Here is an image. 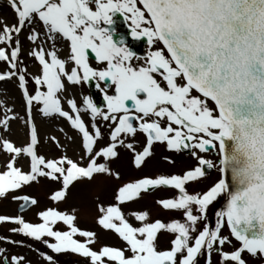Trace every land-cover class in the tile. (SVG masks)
Returning a JSON list of instances; mask_svg holds the SVG:
<instances>
[{
    "label": "snow or ice",
    "instance_id": "obj_1",
    "mask_svg": "<svg viewBox=\"0 0 264 264\" xmlns=\"http://www.w3.org/2000/svg\"><path fill=\"white\" fill-rule=\"evenodd\" d=\"M6 3L0 264H264V0Z\"/></svg>",
    "mask_w": 264,
    "mask_h": 264
},
{
    "label": "rangeland",
    "instance_id": "obj_2",
    "mask_svg": "<svg viewBox=\"0 0 264 264\" xmlns=\"http://www.w3.org/2000/svg\"><path fill=\"white\" fill-rule=\"evenodd\" d=\"M2 2H3V4L7 5L6 0H2ZM9 11H10L9 8H7V7L3 6V5H0V16H4ZM140 48L142 49L143 48V45H141ZM60 126H64V125L57 124L54 127H60ZM48 130L49 129H48L47 126H43L42 127V133H46ZM33 190L35 191V189H29V191H33ZM43 191H44V189H41V202H42V204L43 203H46V201L44 200V197H43ZM15 208H16V205L13 204V203L6 202V201L5 202H0V212H4V213L6 212L7 214H12L13 213V210ZM30 215L31 214H29V216ZM82 226H85V227H93L94 225L91 223V221H89L86 224H82ZM71 262H73V260ZM61 264H70V262H64V260L61 258ZM81 264H82V262H81Z\"/></svg>",
    "mask_w": 264,
    "mask_h": 264
}]
</instances>
